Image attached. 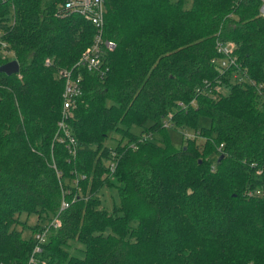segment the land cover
Here are the masks:
<instances>
[{
    "label": "trees",
    "instance_id": "16d2710c",
    "mask_svg": "<svg viewBox=\"0 0 264 264\" xmlns=\"http://www.w3.org/2000/svg\"><path fill=\"white\" fill-rule=\"evenodd\" d=\"M60 2L0 3L11 53L0 64L18 63L0 72V264H264L263 92L224 78L227 92L215 95L211 63L215 39L230 41L264 83L259 0H103L114 47L102 76L76 70L73 155L57 126L58 71L73 67L93 28ZM199 116L209 125L197 128ZM166 125L194 133L175 147ZM109 131L119 135L110 148ZM155 132L158 142L141 135ZM104 185L118 191L112 211L97 195ZM20 214L35 216L26 238L14 227L25 225ZM55 216L32 252L33 234Z\"/></svg>",
    "mask_w": 264,
    "mask_h": 264
},
{
    "label": "built area",
    "instance_id": "2783aa9c",
    "mask_svg": "<svg viewBox=\"0 0 264 264\" xmlns=\"http://www.w3.org/2000/svg\"><path fill=\"white\" fill-rule=\"evenodd\" d=\"M4 1L5 0H0V3H3ZM59 5L64 6V8L69 10L71 13L73 12L83 17L93 28L91 44L83 53H81L73 67L68 69H59L58 71V76L63 81V87L60 94L61 109L57 126L60 130L61 136L68 139V151L71 155H73L75 150V141L69 134L66 122L72 116L76 98L81 93V75L76 70L78 68H83L87 71L96 73L98 76H102L105 71V55L108 51L113 49L114 42L111 39L105 38L103 35V0H61ZM258 15H264V0H259ZM234 48V44L230 41H222L217 38L214 41L215 56L211 59V63L214 65L218 77L212 88L214 94L216 95L220 93L223 85V79L225 78L227 83H238L241 85L245 83L256 84L257 88L263 92L260 97L264 102V83L262 82L257 84L253 79L247 76L245 68L241 67L237 60ZM0 50H5V44L2 42H0ZM45 64H48V59L45 60ZM74 67L75 71L72 72ZM67 205L66 201L61 200L58 212L67 207ZM58 226L59 219L55 216L51 221L44 225L41 230L35 232L33 234L35 246L33 247L32 252L39 251V244L44 241L48 231L50 229H56ZM28 262L29 264L32 263L31 257Z\"/></svg>",
    "mask_w": 264,
    "mask_h": 264
},
{
    "label": "rangeland",
    "instance_id": "374dc122",
    "mask_svg": "<svg viewBox=\"0 0 264 264\" xmlns=\"http://www.w3.org/2000/svg\"><path fill=\"white\" fill-rule=\"evenodd\" d=\"M0 56H4V57H10L11 53L8 50H4L1 51L0 50ZM228 90L227 86L222 85L221 87V93L224 94L226 93ZM197 128L199 127H206L209 125V121L206 117L203 116H199L197 118ZM142 130V128H139L137 126L132 125L130 127V131L134 132V133H139ZM194 132L191 129H183V130H179V129H174L171 128L170 126L166 125V134L167 137L169 139V141L171 142V144L175 147H180L182 145L183 142V136H188V135H192ZM141 135H144V137L148 138V139H152L155 142H158V139L161 137L160 133H150L148 135H146L145 133H141ZM119 135L117 133H114L113 131H109L107 132V136L104 139L103 143L106 147H113V145L116 142V138H118ZM197 140L201 141L202 138L200 136L197 137ZM212 160L215 159L214 156L211 157ZM97 195L100 198L101 201V207L105 208L107 211H112V208L115 204H117L119 202V195H118V191L115 188V186H102L98 192ZM18 220L19 222L25 221V225H19V224H15L14 227L17 230H20L21 236L23 238H26L30 235L29 232V226L32 225L35 222V216L34 215H29V216H25V214H20L18 216ZM75 246H79L76 242L74 243ZM73 251V253L71 252ZM70 252L72 254H76V255H81L80 252H78L76 249H72L70 250Z\"/></svg>",
    "mask_w": 264,
    "mask_h": 264
},
{
    "label": "water",
    "instance_id": "95a60500",
    "mask_svg": "<svg viewBox=\"0 0 264 264\" xmlns=\"http://www.w3.org/2000/svg\"><path fill=\"white\" fill-rule=\"evenodd\" d=\"M0 72L6 75L14 74L18 72V63L15 59L9 60L0 64ZM222 157L220 154L217 161Z\"/></svg>",
    "mask_w": 264,
    "mask_h": 264
}]
</instances>
